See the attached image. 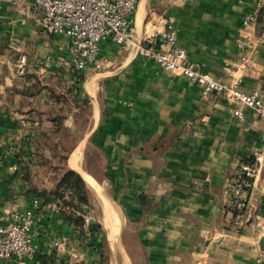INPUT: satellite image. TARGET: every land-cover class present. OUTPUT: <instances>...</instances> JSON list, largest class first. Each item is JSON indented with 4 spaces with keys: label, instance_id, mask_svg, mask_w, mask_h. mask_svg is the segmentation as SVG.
Here are the masks:
<instances>
[{
    "label": "crops",
    "instance_id": "0c3cea01",
    "mask_svg": "<svg viewBox=\"0 0 264 264\" xmlns=\"http://www.w3.org/2000/svg\"><path fill=\"white\" fill-rule=\"evenodd\" d=\"M249 11H257V0H137L134 37L160 42L173 22L191 61L248 93L259 90L264 101V7L245 31ZM69 44L67 35L32 21L28 8L0 10V212L39 203L32 228L38 256L29 264H101L100 227L89 229L90 212L78 226L58 201L43 202L31 190L54 185L53 167L38 160L53 155L44 144L52 108L67 115L68 166L89 188L76 165L95 180L108 219L122 215L121 264H264V162L244 213L225 210V185L241 163L264 157V118L250 108L235 116L226 92L204 98L185 75L111 39L100 43L99 67L76 70ZM21 53L29 58L25 75L14 72ZM47 55L51 68L42 65Z\"/></svg>",
    "mask_w": 264,
    "mask_h": 264
},
{
    "label": "built area",
    "instance_id": "2783aa9c",
    "mask_svg": "<svg viewBox=\"0 0 264 264\" xmlns=\"http://www.w3.org/2000/svg\"><path fill=\"white\" fill-rule=\"evenodd\" d=\"M4 5L18 10L29 9L30 18L53 34H65L70 39V65L84 71L93 65L99 67L100 43L111 39L119 44L135 46L139 54L157 63L160 67L185 75L199 86L204 98L213 91L226 92L234 99L233 114L242 118L247 108L264 118V101L259 90L248 93L239 87L225 83L204 70V63L193 62L187 51L178 45L179 31L173 22H168L162 31L161 41L147 34L141 40L134 37V14L137 0H0ZM264 7V0H257V11L247 12L243 29L253 28L257 12ZM264 42V33L259 37ZM54 56L47 55L42 65L53 66ZM29 58L21 53L15 62L14 72L25 75ZM264 138V134H263ZM264 162L262 154L254 161L242 162L236 176L225 185V210L242 215L248 204V192L257 178ZM39 213V203L32 209H15L0 212V259L16 260L17 264H29L38 256V245L32 228ZM86 224L89 218H86Z\"/></svg>",
    "mask_w": 264,
    "mask_h": 264
},
{
    "label": "trees",
    "instance_id": "16d2710c",
    "mask_svg": "<svg viewBox=\"0 0 264 264\" xmlns=\"http://www.w3.org/2000/svg\"><path fill=\"white\" fill-rule=\"evenodd\" d=\"M51 96L56 100L68 101L65 95H59L56 91H51ZM51 124L45 136L44 144L51 149L53 155L48 158L42 154L39 155V162L44 167H53L54 185L52 187H41L33 185L31 190L37 192L43 202L56 200L59 202L63 216L78 226L86 225L85 216L91 208V198L89 187L84 178L67 164L69 153L72 149V140L69 139V129L65 126L67 117L64 109L52 108ZM63 138H66L63 141ZM89 229L96 231L100 225L98 223H89ZM101 253V264H110V259L105 253L101 244H98Z\"/></svg>",
    "mask_w": 264,
    "mask_h": 264
},
{
    "label": "rangeland",
    "instance_id": "374dc122",
    "mask_svg": "<svg viewBox=\"0 0 264 264\" xmlns=\"http://www.w3.org/2000/svg\"><path fill=\"white\" fill-rule=\"evenodd\" d=\"M89 191H90V198H91V208L89 210L90 213L88 214V216L94 219L96 223L100 225L102 247L105 253L108 255L109 259L112 257V259L115 260V258H113L112 256V251L110 249L111 246H110V240H109V233L111 229H114L115 235L119 237V244H121L120 246L121 248L119 249L117 248L118 251L116 253L118 254L122 250V242L120 239V233L122 230V223H123L122 215L120 213L121 220L120 218L114 221L108 219L107 215H110L109 208H107L106 210L105 204L102 203V200L100 199L99 195L93 188L90 187ZM113 206L115 207L114 214L119 216L117 212V209H118L117 206L116 205H113ZM117 262H118L117 264H121V256L119 254L117 255Z\"/></svg>",
    "mask_w": 264,
    "mask_h": 264
},
{
    "label": "bare ground",
    "instance_id": "6f19581e",
    "mask_svg": "<svg viewBox=\"0 0 264 264\" xmlns=\"http://www.w3.org/2000/svg\"><path fill=\"white\" fill-rule=\"evenodd\" d=\"M82 153H83V144H81L79 147H77V149L74 151V153L72 154V158H71V164L75 166V162H80L81 158H82ZM77 168H79L81 171V173L84 175L85 179L95 188V190L98 192V195L100 197H102V201L105 204V208L107 210V204H106V200L104 198V195L102 194L101 190L99 189L97 183L95 182V180L88 174L86 173L84 170H82V168L80 167V164L76 165ZM92 187V188H93ZM109 240H110V249L112 251V256L113 258H115L114 261L117 260V248H121V244H119V237L117 235H115L114 233V229H111L110 233H109ZM127 260V259H126Z\"/></svg>",
    "mask_w": 264,
    "mask_h": 264
},
{
    "label": "water",
    "instance_id": "95a60500",
    "mask_svg": "<svg viewBox=\"0 0 264 264\" xmlns=\"http://www.w3.org/2000/svg\"><path fill=\"white\" fill-rule=\"evenodd\" d=\"M93 222H94V220L91 221V223H93Z\"/></svg>",
    "mask_w": 264,
    "mask_h": 264
}]
</instances>
